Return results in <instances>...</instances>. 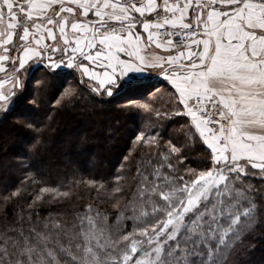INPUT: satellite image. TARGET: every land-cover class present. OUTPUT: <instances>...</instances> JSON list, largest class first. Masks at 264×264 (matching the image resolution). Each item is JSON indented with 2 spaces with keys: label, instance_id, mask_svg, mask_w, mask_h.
<instances>
[{
  "label": "snow or ice",
  "instance_id": "6c2138e0",
  "mask_svg": "<svg viewBox=\"0 0 264 264\" xmlns=\"http://www.w3.org/2000/svg\"><path fill=\"white\" fill-rule=\"evenodd\" d=\"M37 88L62 108L138 93L118 105L140 123L114 173L79 181L111 211H36L77 184L41 178L50 124L36 119ZM10 115L31 136L0 157V204L23 200L27 215L0 231V264H256L264 0H0V119ZM168 123L177 134L165 139Z\"/></svg>",
  "mask_w": 264,
  "mask_h": 264
},
{
  "label": "trees",
  "instance_id": "16d2710c",
  "mask_svg": "<svg viewBox=\"0 0 264 264\" xmlns=\"http://www.w3.org/2000/svg\"><path fill=\"white\" fill-rule=\"evenodd\" d=\"M34 76L39 79L41 73L34 72ZM34 93L41 102L36 119L50 124L47 132L48 150L42 154V162L38 161V167L43 174L41 178L51 186L70 183L73 179L77 181L72 187V198L68 202L53 201L37 208L36 211L41 217L56 218L59 214L69 221L77 213H82L87 204H92L94 209L99 207L111 211V205L105 204L108 197L102 190L97 191L87 184H80L79 181L93 178L103 181L114 173L120 152L132 133L130 125H134L135 121L118 108V105L124 103L125 96H117L111 102H100L85 97L75 107L67 105L62 108L53 106L50 93L42 92L38 88L34 89ZM135 93L133 92V95L139 97L138 93ZM46 116L51 119L46 120ZM13 121L14 117L11 115L0 119V157L14 155L19 151L21 144L31 136L30 133L16 127ZM139 123L138 120L136 127ZM176 134L177 125L173 123L165 125V139L175 137ZM190 155L193 160L200 159V153L195 149ZM33 188L34 186H26L28 192ZM21 205L24 206L23 213ZM21 214L27 215V206L23 200L15 208L0 204V231H3L8 221L14 217L18 219ZM253 242L256 244L253 258L256 264H264V236L258 235Z\"/></svg>",
  "mask_w": 264,
  "mask_h": 264
},
{
  "label": "rangeland",
  "instance_id": "374dc122",
  "mask_svg": "<svg viewBox=\"0 0 264 264\" xmlns=\"http://www.w3.org/2000/svg\"><path fill=\"white\" fill-rule=\"evenodd\" d=\"M135 93V92H134ZM131 94V95H130ZM130 94H124V96H125V99L123 98V102H125V100H126V98H127V96H134L133 95V92H131ZM135 94H137V93H135ZM136 98H140V97H137V96H135ZM134 122V125H130L131 127H130V129H131V132H133L135 129H136V125L135 124H137L138 123V120H135V121H133ZM133 124V123H132ZM98 161L99 160H97L96 161V163H98ZM259 236H261V235H259Z\"/></svg>",
  "mask_w": 264,
  "mask_h": 264
},
{
  "label": "crops",
  "instance_id": "0c3cea01",
  "mask_svg": "<svg viewBox=\"0 0 264 264\" xmlns=\"http://www.w3.org/2000/svg\"><path fill=\"white\" fill-rule=\"evenodd\" d=\"M154 81H155V78H154Z\"/></svg>",
  "mask_w": 264,
  "mask_h": 264
}]
</instances>
